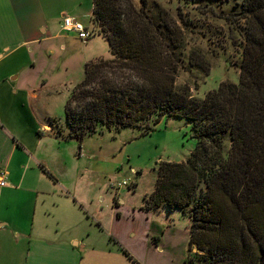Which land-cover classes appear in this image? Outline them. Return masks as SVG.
I'll use <instances>...</instances> for the list:
<instances>
[{
    "label": "trees",
    "instance_id": "16d2710c",
    "mask_svg": "<svg viewBox=\"0 0 264 264\" xmlns=\"http://www.w3.org/2000/svg\"><path fill=\"white\" fill-rule=\"evenodd\" d=\"M92 2L110 57L85 64L64 105V139L149 133L163 117L187 119L196 145L185 162L159 165L145 210L189 218L188 263L264 264V0H241L226 16L243 30L238 83L222 82L203 98L175 84L185 68L180 14V23L152 17L148 0Z\"/></svg>",
    "mask_w": 264,
    "mask_h": 264
},
{
    "label": "crops",
    "instance_id": "0c3cea01",
    "mask_svg": "<svg viewBox=\"0 0 264 264\" xmlns=\"http://www.w3.org/2000/svg\"><path fill=\"white\" fill-rule=\"evenodd\" d=\"M58 1L0 0V264H186L171 229L149 226L156 211L92 185L96 157L61 147L69 130L56 133L31 107L39 90L72 91L95 58L62 28L63 16L92 21V0Z\"/></svg>",
    "mask_w": 264,
    "mask_h": 264
},
{
    "label": "rangeland",
    "instance_id": "374dc122",
    "mask_svg": "<svg viewBox=\"0 0 264 264\" xmlns=\"http://www.w3.org/2000/svg\"><path fill=\"white\" fill-rule=\"evenodd\" d=\"M75 1L62 0L58 1V4L64 5L62 8H65L66 5ZM148 1L152 17L156 18L162 12L166 15L165 19L170 18L180 23L178 20L180 14L183 20L185 68L179 72L176 79L175 84L178 88L189 87L193 97L203 98L207 92L216 89L222 82L238 83L242 61L243 30L240 24L234 21L236 18L227 19L226 16L239 12L241 0ZM87 21V25L84 26L93 34L82 48L85 53L95 57L92 60L108 59L110 53L107 40L93 21L89 19ZM73 36L77 37L75 34ZM189 62L191 65L188 64ZM193 63L199 64L200 68L195 69ZM69 87L70 84H64L56 87L58 90H39L38 100L31 106L36 116L42 118L43 123L52 126L56 133L60 131L66 133L69 130L64 113L65 101L71 93L67 90ZM49 118L52 120L49 121ZM68 142L60 146L69 144L70 147L71 144L75 148V153L82 149L83 152L96 157V160L90 162L92 172L89 180L92 185H98V188H101L107 183V190L125 198L126 206L135 208L144 205L145 195L149 197L154 190L159 165L162 162H185L196 145L189 121L176 117H163L149 133L133 128H123L119 131L102 130L85 137L82 142L75 139ZM130 169H133L135 174H132ZM104 171L107 172L106 176L103 175ZM122 182H126L127 186L118 189L117 185ZM152 216L153 224L149 226L157 228L156 225H158L160 229L166 231L171 229L174 235H171L169 242L173 245L175 241H178L181 245H185L184 262L192 264L188 263L186 258L189 243L187 240L189 239V218L179 210L170 212L165 208L156 210ZM139 227H143L142 222L139 223ZM160 233L163 234V231L160 230ZM173 251L178 257L182 256L180 251L175 249ZM197 252L193 248L192 255L194 256ZM196 259H198L197 255Z\"/></svg>",
    "mask_w": 264,
    "mask_h": 264
},
{
    "label": "built area",
    "instance_id": "2783aa9c",
    "mask_svg": "<svg viewBox=\"0 0 264 264\" xmlns=\"http://www.w3.org/2000/svg\"><path fill=\"white\" fill-rule=\"evenodd\" d=\"M62 28L64 31L75 34L77 38L85 43L92 37V32L84 26L80 21L74 20L70 17L63 16L62 17ZM132 174H135L133 169H130ZM6 185V174L4 171H0V188ZM127 186L126 182H122L117 185V188L120 189L122 187Z\"/></svg>",
    "mask_w": 264,
    "mask_h": 264
}]
</instances>
